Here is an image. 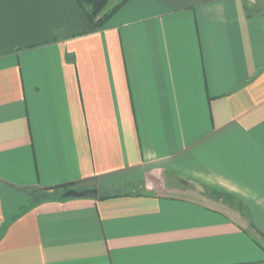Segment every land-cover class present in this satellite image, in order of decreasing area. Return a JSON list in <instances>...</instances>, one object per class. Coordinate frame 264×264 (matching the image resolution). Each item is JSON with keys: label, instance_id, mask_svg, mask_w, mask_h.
<instances>
[{"label": "crops", "instance_id": "obj_1", "mask_svg": "<svg viewBox=\"0 0 264 264\" xmlns=\"http://www.w3.org/2000/svg\"><path fill=\"white\" fill-rule=\"evenodd\" d=\"M0 264H264V0H0Z\"/></svg>", "mask_w": 264, "mask_h": 264}, {"label": "trees", "instance_id": "obj_2", "mask_svg": "<svg viewBox=\"0 0 264 264\" xmlns=\"http://www.w3.org/2000/svg\"><path fill=\"white\" fill-rule=\"evenodd\" d=\"M109 0H76V3L81 8L84 17L90 24L93 29H100L110 16L124 3L128 0H120L116 5H114L111 9L106 10V5ZM71 189L67 184L54 186L52 188H44L43 192L37 196L38 198H43L47 200H57L63 201L61 194L66 190ZM113 195H106V196H98L99 199L101 198H110Z\"/></svg>", "mask_w": 264, "mask_h": 264}, {"label": "water", "instance_id": "obj_3", "mask_svg": "<svg viewBox=\"0 0 264 264\" xmlns=\"http://www.w3.org/2000/svg\"><path fill=\"white\" fill-rule=\"evenodd\" d=\"M61 197L63 199H70V198H92L96 199L98 198V191L96 189H87V190H74V189H68L65 192L61 194Z\"/></svg>", "mask_w": 264, "mask_h": 264}, {"label": "rangeland", "instance_id": "obj_4", "mask_svg": "<svg viewBox=\"0 0 264 264\" xmlns=\"http://www.w3.org/2000/svg\"><path fill=\"white\" fill-rule=\"evenodd\" d=\"M120 0H109L107 5H106V10L113 7L117 2H119Z\"/></svg>", "mask_w": 264, "mask_h": 264}]
</instances>
